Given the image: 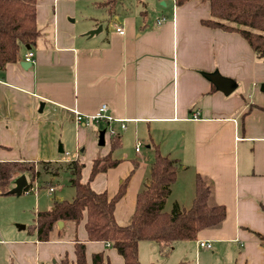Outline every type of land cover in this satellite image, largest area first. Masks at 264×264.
Masks as SVG:
<instances>
[{
    "label": "crops",
    "instance_id": "1",
    "mask_svg": "<svg viewBox=\"0 0 264 264\" xmlns=\"http://www.w3.org/2000/svg\"><path fill=\"white\" fill-rule=\"evenodd\" d=\"M163 1L118 0L117 12L109 15L90 0H37L38 38L0 71V162L77 158L91 168L95 157L110 151L109 136L105 132L108 147L98 148V126L76 122L74 111L91 115L106 104L120 135L112 156L120 161L90 185L112 196L129 176L114 208L119 225L130 221L156 150L179 162L165 211L174 203L191 206L196 174L210 188L208 204L225 208L219 223L194 240L174 242L166 254L153 241H139V264L147 251L150 264L155 253L166 259L174 254L167 264H189L191 257V264H202V258L204 264H264V242L256 235H264V60L239 33L201 23L210 15L208 2ZM98 25L100 31L87 34ZM29 50L33 57L26 61ZM215 70L236 82L232 92L224 94L203 74ZM90 168L86 174L82 169V181ZM85 219L84 213L77 224H56L47 241L19 234L24 225L0 223V259L3 254L5 264H48L67 258L74 264L79 240L87 262L102 252L109 264H124L110 243L87 239Z\"/></svg>",
    "mask_w": 264,
    "mask_h": 264
},
{
    "label": "trees",
    "instance_id": "2",
    "mask_svg": "<svg viewBox=\"0 0 264 264\" xmlns=\"http://www.w3.org/2000/svg\"><path fill=\"white\" fill-rule=\"evenodd\" d=\"M105 8L109 15L117 12L118 0H90ZM161 1V0H158ZM188 0H175L182 5ZM208 2L210 15L201 23L212 28L239 33L253 50L255 57L264 60V0H198ZM37 0H0V71L7 63L17 62L23 45L35 43L39 36L36 24ZM103 127L106 124H102ZM110 151L92 160L86 181H82L83 163L79 159L67 161H38L34 169L32 161L11 160L0 162V193L8 192V184L14 174L30 173L32 181L40 179L39 186L53 185L60 172L67 170L69 185L74 194L70 200L55 199L49 209L35 211L33 222L27 228L39 241H47L58 221L79 223L84 213L85 230L90 241L108 242L123 257L124 264H139V241H153L159 252L166 254L176 241L194 240L197 233L216 225L225 216L223 205L210 206L207 202L209 186L200 175L194 180L192 204L181 209L174 203L170 211L164 210L166 198L176 180L178 159L162 155L158 150L151 162L146 181L137 192L136 203L130 221L119 225L114 218V208L123 196L129 176L118 191L110 196L107 191H96L90 183L95 176L115 167L120 159L112 152L120 146V135L109 137ZM32 183L24 192H31ZM264 242V235L256 233ZM74 264H109L102 252H95L91 262L85 258V243L74 241ZM48 264H70L67 258Z\"/></svg>",
    "mask_w": 264,
    "mask_h": 264
},
{
    "label": "rangeland",
    "instance_id": "3",
    "mask_svg": "<svg viewBox=\"0 0 264 264\" xmlns=\"http://www.w3.org/2000/svg\"><path fill=\"white\" fill-rule=\"evenodd\" d=\"M86 2L87 4L90 3L89 1H86ZM93 10L97 12L95 8ZM92 123L93 122L91 121V123L89 124L91 127L93 126L91 125ZM106 147H108V144L106 145ZM106 147L105 145H102V146L98 145V148H106ZM140 148L141 150L146 149V144L143 143L142 146H140ZM116 154H117V151L114 152L115 156ZM87 155H88V152L86 151L84 153V157L86 158ZM82 163L83 164L86 163L85 168L83 167V174H86L90 168L89 162H85L83 160ZM33 166L35 170L39 168V164L33 163ZM25 174L26 176H28L29 182L32 183V187H37V186L39 187L40 179H42V177L32 181L30 173L26 172ZM69 177L70 175L67 170L61 171L59 176H57L53 181L55 191L53 193L50 192L49 195H48L47 186H42V188L40 187L41 189H39L37 193H36L37 190L34 189L35 192L23 193L20 196H14V195L0 196V223L1 225L4 223H7V224L11 223L12 226H14L13 228H16L17 225H24L25 229L18 230L17 232L25 237L27 236L32 237V234L27 233V230H28L27 228L33 222L34 212L36 211L37 208L40 210H43L51 203L52 199L54 198L56 199L58 197H61L62 199H67V200H70L72 198L74 194V190L69 185ZM171 256L173 257L174 254H172ZM172 257H170L169 259H166L165 255L161 256L160 254L155 253L154 264H167L168 260H171ZM149 259H150L149 252L148 251L143 252V256L141 260L142 264H150ZM12 262L13 264H17L15 259ZM188 262L189 264L193 263L194 258L192 257L188 258ZM0 264H5V257L3 256V254L0 259ZM202 264H204L203 258H202Z\"/></svg>",
    "mask_w": 264,
    "mask_h": 264
},
{
    "label": "water",
    "instance_id": "4",
    "mask_svg": "<svg viewBox=\"0 0 264 264\" xmlns=\"http://www.w3.org/2000/svg\"><path fill=\"white\" fill-rule=\"evenodd\" d=\"M160 3H164V1L161 0ZM100 30H101V25H98L97 28L89 30L87 34L92 35ZM26 46L29 47L28 45ZM203 74L216 86L218 90L222 91L224 94H229L236 87V82L233 79L221 75L217 70L209 73L204 72ZM261 89L264 90V84L261 85ZM42 105L43 104L40 103V108L42 107ZM104 143H105V128L101 124H99L97 144L102 146L104 145ZM59 149L61 151L60 147ZM13 183L14 186L8 190V193L15 194L16 196H19L24 191L25 187L28 185V181L25 174H20L19 176H17L14 179ZM62 223L63 221L57 222L59 226H61Z\"/></svg>",
    "mask_w": 264,
    "mask_h": 264
},
{
    "label": "built area",
    "instance_id": "5",
    "mask_svg": "<svg viewBox=\"0 0 264 264\" xmlns=\"http://www.w3.org/2000/svg\"><path fill=\"white\" fill-rule=\"evenodd\" d=\"M175 2V0H174ZM159 22V20H158ZM116 30L123 34L124 31L121 30L120 28H116ZM32 57H33V52L31 50H29L26 54H25V57L24 59L26 61H31L32 60ZM74 114H75V120L76 122H82L84 121V123H88V122H94L97 126L99 124H106V126L104 127L105 128V132L107 133V135L110 137V136H113V135H118L119 132L117 130H115L112 126H111V122L114 121V119L107 113V105L106 104H102L98 110L94 113V114H91V115H87V114H82L80 113L79 111H74ZM194 118H197L198 117V113L196 112L194 115H193ZM103 126V125H102ZM125 125L124 124H121V128H124ZM137 149V148H136ZM31 190H33V188L31 187ZM30 190V191H31ZM50 191L53 190L52 187L49 188ZM28 193V191L26 192ZM198 245L201 246V247H205V248H211V243L208 242V241H199L198 242Z\"/></svg>",
    "mask_w": 264,
    "mask_h": 264
}]
</instances>
